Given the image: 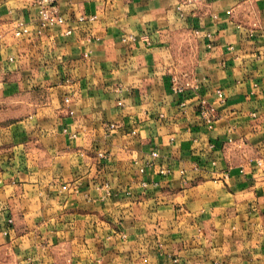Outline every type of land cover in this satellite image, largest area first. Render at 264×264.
Instances as JSON below:
<instances>
[{
    "label": "crops",
    "instance_id": "1",
    "mask_svg": "<svg viewBox=\"0 0 264 264\" xmlns=\"http://www.w3.org/2000/svg\"><path fill=\"white\" fill-rule=\"evenodd\" d=\"M59 10L0 0V264H264V0Z\"/></svg>",
    "mask_w": 264,
    "mask_h": 264
},
{
    "label": "built area",
    "instance_id": "2",
    "mask_svg": "<svg viewBox=\"0 0 264 264\" xmlns=\"http://www.w3.org/2000/svg\"><path fill=\"white\" fill-rule=\"evenodd\" d=\"M60 1L61 0H26L27 3H29L32 6H35L38 9V14L40 18V26H41L39 33H42L43 29L45 28H51V27H54L55 25H61L65 23V19L61 15L60 10H59ZM29 33H30V30L24 21L19 20L16 22V25L14 28V35L16 37H22L24 35H28ZM71 33L72 31L70 29L67 30L66 32L67 35ZM217 94L220 99L223 98L222 90H218ZM66 102H69V99H66ZM199 114L204 120L208 128L214 127L217 121V118H218L217 108L214 104H211L207 102L206 100H202L200 104V108H199ZM112 127H114V125H112ZM152 156L153 158H156L158 157V153L153 152ZM152 165H153V162L151 160H147L141 167L140 169L141 172H145V170ZM144 185H146V183H144Z\"/></svg>",
    "mask_w": 264,
    "mask_h": 264
}]
</instances>
